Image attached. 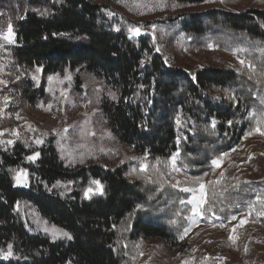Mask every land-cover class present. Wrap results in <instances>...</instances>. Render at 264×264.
Instances as JSON below:
<instances>
[{
  "label": "trees",
  "instance_id": "trees-1",
  "mask_svg": "<svg viewBox=\"0 0 264 264\" xmlns=\"http://www.w3.org/2000/svg\"><path fill=\"white\" fill-rule=\"evenodd\" d=\"M7 8L16 62L41 67L43 76L72 73L71 91L97 100V121L131 154L113 166L68 165L50 143L37 149L35 162L26 160L35 149L24 143L0 147V246L11 245L14 255L0 264H145L138 252L147 240L177 246L191 215L180 188L197 187L195 178L206 182L208 216L264 212V179L246 178L231 152L264 119V7L190 14L169 28L198 49L236 52L255 71L236 60L196 69L167 63L158 43L129 38L131 21L109 17L96 0H8ZM176 153L183 177L173 187L166 161ZM218 159L222 168L212 163ZM19 168L28 172L26 190L13 179ZM94 180L103 193L85 197ZM17 201L71 238L29 233L14 211Z\"/></svg>",
  "mask_w": 264,
  "mask_h": 264
},
{
  "label": "rangeland",
  "instance_id": "rangeland-1",
  "mask_svg": "<svg viewBox=\"0 0 264 264\" xmlns=\"http://www.w3.org/2000/svg\"><path fill=\"white\" fill-rule=\"evenodd\" d=\"M96 1L104 4L109 17L128 19L131 21L130 28H139V35L128 30L129 38L149 36L158 43V52L167 63L193 69L213 61L224 63L226 60H236L241 64L240 60L243 59L236 52L230 55L221 53L213 45L198 49L189 37L169 28H176L190 14L216 9L237 12L248 7H264V0H204L197 4H184L175 0ZM3 4L0 5V28H6L14 17L7 8L8 0H4ZM160 42L166 43L165 47H161ZM0 44L3 45L0 47V80L7 82L0 84L1 148H11L16 142L24 143L27 148L35 149L29 157L39 153L38 148L50 143L56 147L65 164L100 163L106 167L115 165L131 154L116 142L104 124L97 121V100L71 91L72 73L66 71L43 76L41 67H26L16 62L12 54L15 44L3 40H0ZM40 91L43 92L41 98L29 97ZM245 137L231 151L233 160L244 170L246 178L264 179V135L255 132ZM37 140L42 143L37 144ZM38 158L26 160L35 162ZM214 166L222 168L221 160L219 166ZM166 168L172 183L177 184L183 176L179 174L180 171L172 170V158L166 161ZM21 169L13 170L15 183L16 172ZM17 185L26 190L29 179L27 186ZM186 187L180 189L183 191ZM186 193L189 194V201L192 193ZM189 205L191 215L181 235L183 239L179 238L177 246L171 248L159 240H147L139 245L138 257H143L145 264H264V219L261 216L252 210H244L226 219L204 213L203 216L195 215L193 220L192 205ZM14 211L29 233L44 235L52 241L69 239L67 236L54 235L53 230L66 231L44 219L31 203L17 201ZM232 216L237 219L231 220ZM242 219L246 222L238 226ZM222 223L224 227H220ZM234 226H238L235 232L232 231ZM186 229H189L187 234ZM230 235L237 237L235 242L229 239ZM7 250L8 246H0V252ZM12 258L13 252L8 259L0 255V260Z\"/></svg>",
  "mask_w": 264,
  "mask_h": 264
},
{
  "label": "snow or ice",
  "instance_id": "snow-or-ice-1",
  "mask_svg": "<svg viewBox=\"0 0 264 264\" xmlns=\"http://www.w3.org/2000/svg\"><path fill=\"white\" fill-rule=\"evenodd\" d=\"M129 32L132 34H135V35L140 34L139 28H129ZM0 40H3L5 43H8V44H15L16 43V33L13 29V25L11 22H9L7 24L6 28H0ZM0 47H3V45L0 44ZM157 51H159V48H157ZM240 63L241 64H247V67L249 69H252L253 71H255V66L253 64H251L250 62H247L245 60H240ZM36 71L39 72L40 69L37 68ZM68 78L70 79V77H68ZM17 79H19V77H17ZM34 79H36V77H34ZM6 83H7L6 81L0 80V84H6ZM113 99H115L114 95H113ZM5 100H7V97H5ZM229 123H231V122H229ZM214 124H215V121H213V125ZM261 124H264V119L257 121L258 126L255 128V132H258L261 135H264V130H262V128L259 126ZM252 134H253L252 131H250L249 133H247L245 138H247V136L252 135ZM8 143H12V141H8ZM36 143L39 144V143H42V141L37 140ZM177 155H178V153L173 154V156H172V170L179 172L180 169L175 166V161H176ZM225 155H227V154H225ZM38 156H39V153H35L33 156L27 157V159L28 160H35L36 157H38ZM213 164L216 166H219L220 160L219 159L214 160ZM221 176H223V173H221ZM15 180H16L17 184H23L24 186H27V181H28L27 171L24 169L17 171L16 175H15ZM91 183L93 185H95L96 187L94 190L91 187L86 189L84 192L85 197H89L90 193H93V191H95L96 193H101V194L103 193V185L101 184V182L99 180H94ZM179 183L180 182L178 181L177 184L173 185V187H177L179 185ZM185 183H189V181L186 180ZM190 183L197 185V187H186L183 189V191L192 193V198L188 201V203L192 205V212L194 214L192 218L194 220L195 215H197V214L201 215V216L204 215V212L201 211V208L207 203L208 191L206 190L205 182L201 178H195L192 181H190ZM212 183H213L212 181L208 182V184H212ZM215 183H219V180L215 181ZM212 195L216 196V195H218V193L213 192ZM182 203H183V201H182ZM249 215H251V212H249ZM257 215L258 216H264V212L257 213ZM236 219H237L236 216L231 217V220H236ZM245 222L246 221L242 219L240 221V225H238V226H242ZM224 226L225 225L223 223L220 225V227H224ZM238 226H234L232 228V231L235 232L236 227H238ZM188 230L189 229L185 230V234H187ZM53 231H54V235H62V236H67L69 239L71 238L69 236V234L66 232H58L56 230H53ZM180 238L183 239V236H181ZM229 239L232 240L233 242H235L237 237L234 235H230ZM0 255H2L4 259H8L12 255V246L9 245L7 252H0Z\"/></svg>",
  "mask_w": 264,
  "mask_h": 264
}]
</instances>
